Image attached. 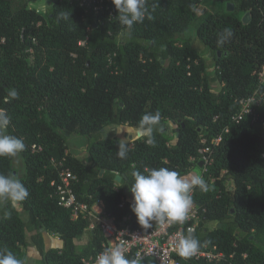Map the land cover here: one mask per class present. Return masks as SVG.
Segmentation results:
<instances>
[{
	"label": "trees",
	"instance_id": "1",
	"mask_svg": "<svg viewBox=\"0 0 264 264\" xmlns=\"http://www.w3.org/2000/svg\"><path fill=\"white\" fill-rule=\"evenodd\" d=\"M34 1H48L45 10ZM205 1L214 0H146L144 20L129 30L112 0L99 12L81 0H0V109L11 117L7 133L26 145L23 175L16 157L0 158V173L19 178L29 191L15 209L1 206L0 252L27 264L33 245L43 264H83L104 250L99 226L73 219L60 204L56 183L64 168L78 177L80 201H102L119 226L149 231L159 222L145 229L131 210L133 173L166 167L184 175L197 166L207 190H193L205 210L194 234L199 248L217 246L227 259L185 264H264V99L252 104L256 114L235 120L242 100L264 94L258 75L264 0H215L221 3L216 12L200 10ZM193 24L212 62L188 35ZM225 28L232 36L221 44ZM11 89L18 98L6 102ZM156 112L164 131L154 132V143L141 135L128 141L106 135L110 125L138 129L145 113ZM71 134L88 137L89 161L69 151ZM122 142L126 158L117 155ZM33 145L41 148L33 151ZM206 147L212 162L200 166ZM43 230L64 246L47 249Z\"/></svg>",
	"mask_w": 264,
	"mask_h": 264
},
{
	"label": "clouds",
	"instance_id": "2",
	"mask_svg": "<svg viewBox=\"0 0 264 264\" xmlns=\"http://www.w3.org/2000/svg\"><path fill=\"white\" fill-rule=\"evenodd\" d=\"M119 22L127 29L142 22L146 14V0H112ZM232 36L231 29L225 28L219 35L218 42L223 44ZM18 98V92L11 89L7 94L6 102ZM11 117L6 110L0 109V158H15L25 150L24 141L7 133ZM138 130L148 143H154V132L164 131L161 124V115L145 113L139 121ZM129 147L126 142L118 145L117 155L126 158ZM134 183L130 187L133 201L131 210L137 217L140 225L145 229L152 227L153 222L184 223L189 219L193 206L191 193L195 188L207 190L206 181L196 173L179 174L174 169L166 167L145 169L143 172L133 173ZM29 196V191L23 182L12 175L0 173V204L15 209ZM199 240L194 232L180 235L176 242L177 251L181 256L194 255L199 248ZM0 264H22L10 251L0 252ZM95 264H141V257L129 259L122 245H114L105 249L95 259Z\"/></svg>",
	"mask_w": 264,
	"mask_h": 264
},
{
	"label": "built area",
	"instance_id": "3",
	"mask_svg": "<svg viewBox=\"0 0 264 264\" xmlns=\"http://www.w3.org/2000/svg\"><path fill=\"white\" fill-rule=\"evenodd\" d=\"M105 1L81 0V3H89L90 7H93L96 12H99ZM258 75L260 82L264 84V68ZM263 99L264 94L259 97L242 100L241 111L235 117V120L239 122L246 114H256L252 104H259ZM226 131H229V127ZM217 139L218 137L214 141ZM40 148L41 146L37 145H33L32 147L33 151ZM209 151L210 147L203 148L201 151L203 164L212 162L211 157L206 154ZM60 164L63 165V161ZM76 181H78V177L70 168L62 169L60 172V181L56 183L60 204L72 210L73 219L87 217L92 220L90 226L92 229L96 225L99 226L105 236V241L103 242L104 250L119 244L125 249V254L128 258L136 259L138 256L141 257V260L150 258L155 264H185L186 262L190 263L193 259L209 263L227 259V254L224 251H220L217 246L212 248L208 246L198 248V251L189 257L181 256L178 253L176 247L178 237L180 235H187L189 232H195L203 218L202 211L205 210L194 200L189 219L184 223H158L157 226L152 227L149 231H143L141 229H134L129 225L119 226L113 217L106 212L105 205L102 201L96 202L93 205L80 201L74 188V182ZM54 184L55 182H53ZM98 254L90 258H83V264H95V259ZM230 257H233V255ZM243 257H246V254H243Z\"/></svg>",
	"mask_w": 264,
	"mask_h": 264
},
{
	"label": "rangeland",
	"instance_id": "4",
	"mask_svg": "<svg viewBox=\"0 0 264 264\" xmlns=\"http://www.w3.org/2000/svg\"><path fill=\"white\" fill-rule=\"evenodd\" d=\"M47 3H48V1H34L32 3V6L45 10ZM220 6H221V3L214 0V1H212L211 5H210L209 1H205L199 7H200V10L201 9H207L208 11L211 10L212 12H216L220 8ZM196 31H197V24H193L188 35L192 39L194 46L198 47L200 49L201 54L205 58H207L211 61L209 49L207 47L203 46L199 42V40L197 39V36H196ZM211 62H210V64H211ZM209 72L211 73L212 76L214 75V68H213L212 64L210 65ZM212 88L214 91H219L221 89V84L217 80L214 79L212 81ZM128 130H130V127L127 125H124V127L116 126V125H110V126L106 127V135L110 138L117 137L121 140L128 141V140L133 139V138L130 139L125 134V132ZM136 135H138V134H136ZM67 143H68V149L72 153V155L80 157L81 159H83L85 161H89V153L87 151L88 137H86L85 135H81V134H71L67 137ZM15 161L17 164V168L19 170V175L22 176L23 173L25 172V166H24V162H23L20 154L16 157ZM190 172L196 173L200 176L202 175V171L197 166L195 168H193ZM1 206H2V204H0V209H1ZM22 214L24 217L26 216V213L23 211H22ZM207 227L209 229H213L215 227V224L210 223L207 225ZM86 240H87V237L85 238L84 241L81 242V244H83Z\"/></svg>",
	"mask_w": 264,
	"mask_h": 264
},
{
	"label": "crops",
	"instance_id": "5",
	"mask_svg": "<svg viewBox=\"0 0 264 264\" xmlns=\"http://www.w3.org/2000/svg\"><path fill=\"white\" fill-rule=\"evenodd\" d=\"M120 126L124 127V125H120ZM125 134L131 139V138H134V137H137L138 135H140V132L138 129L130 127V130L126 131ZM136 134H138V135H136ZM42 234H43L45 246L47 249L59 248V247L64 246V242L60 239V237L57 234L52 233L48 230H43ZM86 237H87V234L84 237H82L80 240H78L77 244H81V242L84 241ZM246 256H247V254H246ZM27 264H43L42 260H41L40 252L33 245H31L28 248ZM141 264H155V262L150 258H146V259L141 261Z\"/></svg>",
	"mask_w": 264,
	"mask_h": 264
},
{
	"label": "water",
	"instance_id": "6",
	"mask_svg": "<svg viewBox=\"0 0 264 264\" xmlns=\"http://www.w3.org/2000/svg\"><path fill=\"white\" fill-rule=\"evenodd\" d=\"M227 8L228 10H234V4L233 3H228L227 5ZM249 12L246 13L244 16H243V22L244 23H248L249 22ZM220 54V53H219ZM200 166H202V163H200ZM104 172V170L101 171V174ZM118 181H121L122 180V176L118 175L117 178H116Z\"/></svg>",
	"mask_w": 264,
	"mask_h": 264
},
{
	"label": "bare ground",
	"instance_id": "7",
	"mask_svg": "<svg viewBox=\"0 0 264 264\" xmlns=\"http://www.w3.org/2000/svg\"><path fill=\"white\" fill-rule=\"evenodd\" d=\"M200 163H202V162H200Z\"/></svg>",
	"mask_w": 264,
	"mask_h": 264
}]
</instances>
